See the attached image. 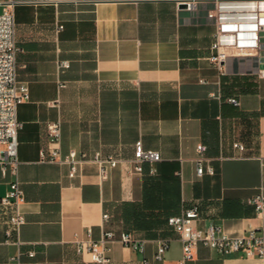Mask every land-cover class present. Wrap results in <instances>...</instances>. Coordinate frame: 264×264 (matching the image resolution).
<instances>
[{"label":"crops","instance_id":"0c3cea01","mask_svg":"<svg viewBox=\"0 0 264 264\" xmlns=\"http://www.w3.org/2000/svg\"><path fill=\"white\" fill-rule=\"evenodd\" d=\"M7 6L16 18L17 81L29 88L18 108L26 223L21 246L1 247L0 264H93L79 252L90 229L94 241L109 230L146 241L144 253L112 243L109 264L152 261L159 241L169 249L154 264H180L182 242L168 218L193 204L202 210L200 228L264 233L253 204L264 194V79L254 74L256 57L231 58L223 72L209 62L216 28L205 8L180 11L170 0H0V14ZM64 61L69 69L60 68ZM58 121L62 154L75 150L88 160L76 178L69 166L41 160L48 124ZM139 141L159 153L155 176L150 163L134 172ZM200 144L207 147L202 176ZM98 152L120 160L106 181L92 162ZM13 180L0 175V200ZM8 212L0 207L1 233ZM185 264L264 262L199 246Z\"/></svg>","mask_w":264,"mask_h":264},{"label":"built area","instance_id":"2783aa9c","mask_svg":"<svg viewBox=\"0 0 264 264\" xmlns=\"http://www.w3.org/2000/svg\"><path fill=\"white\" fill-rule=\"evenodd\" d=\"M160 1V0H139ZM176 4L178 10L199 14L206 10V17L211 20L216 28L215 42L212 45V55L209 62L221 72L225 70L231 58H258V66L254 74L264 79V0H170ZM62 28V27H61ZM20 48L17 42L16 18L13 6H7L0 14V175L6 178L12 175L14 180L10 183V190L0 200V207L7 213L5 228L0 232V249L2 246H21L20 233L26 223V217L21 210L25 201L24 192L17 180L19 170V132L23 124L18 120V108L29 100V88L17 81V56ZM263 58V60H262ZM61 69H69V62H62ZM61 87H64L62 84ZM231 104L239 106L237 98L228 100ZM50 147L41 151V160L49 163H59L70 168V177L78 176L80 167L88 162L86 155L71 150L63 155L61 152V122L48 124ZM233 148L240 154L246 152V147L241 142H234ZM197 173H204V154L207 147L200 144L197 148ZM160 161L157 151L144 148L142 141L136 143L134 172L144 173V165H152L150 174L155 176L158 172L156 164ZM92 162L100 169V179L106 181L111 169L120 163L113 156L103 157L100 152L95 154ZM264 167V161H262ZM209 173L214 174L209 168ZM258 216L264 218V194L253 201ZM202 210L199 204H193L182 214L168 218V225L172 228L182 242V259L180 264L193 261L196 250L204 246L216 251L223 256H244L246 258L260 259L264 262V233L254 229L243 236H229L221 232L220 228L210 225L200 228ZM109 215L104 214V221L109 220ZM92 231L88 230V239L80 243L79 252H87L93 264H109L108 254L111 244L119 241L124 247L144 253L146 241L136 240L130 233L122 231L119 234L114 230L103 232L99 241L91 239ZM169 243L159 241L157 254L152 261L144 260L143 264H154L163 261ZM34 255V253H31ZM11 261L19 263V258Z\"/></svg>","mask_w":264,"mask_h":264}]
</instances>
